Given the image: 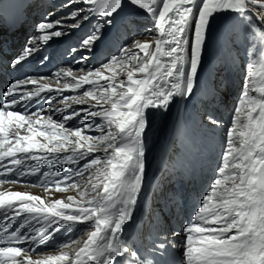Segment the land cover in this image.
<instances>
[{
  "label": "snow or ice",
  "instance_id": "snow-or-ice-1",
  "mask_svg": "<svg viewBox=\"0 0 264 264\" xmlns=\"http://www.w3.org/2000/svg\"><path fill=\"white\" fill-rule=\"evenodd\" d=\"M77 4L67 16L56 21L46 17L36 29L39 40L47 42L69 34L57 28L65 20L71 19L67 27L76 29L82 21L97 18L94 30L71 49L79 53L72 61L80 65L79 74L71 67L60 68L55 90L51 83L41 82L46 78L15 81L0 98V264H169L170 250L175 249L181 252V264H264V0ZM62 7H72V0ZM126 8L150 18L151 26L139 33L144 39L134 35L116 55L88 64L106 29ZM249 11L259 13V24ZM218 16L234 20L243 30L245 87L233 107L214 180L194 212V222L171 233L172 239L165 236L156 242L148 259L127 244L124 230L143 192L150 118L165 116L172 104H186L196 94L209 29ZM234 46V39L223 38L222 51L230 55ZM34 51L25 45L13 66ZM62 77L70 79L61 84ZM22 85L35 87L21 90ZM66 91L77 94L65 96ZM208 91L214 98L215 88ZM57 97L63 107L31 110V101L48 103ZM44 111L61 113L62 119L42 115ZM70 121L79 126H69ZM207 121L205 126L220 125L211 115ZM177 135L188 139L185 129H177ZM58 165L75 167L61 171ZM45 167L49 170L42 171ZM29 176L37 179L27 186L42 188L48 199L5 187ZM70 192L75 195L54 196ZM78 224L87 225L86 238H69L58 245L59 254L33 257L36 248L60 230L71 231Z\"/></svg>",
  "mask_w": 264,
  "mask_h": 264
},
{
  "label": "bare ground",
  "instance_id": "bare-ground-1",
  "mask_svg": "<svg viewBox=\"0 0 264 264\" xmlns=\"http://www.w3.org/2000/svg\"><path fill=\"white\" fill-rule=\"evenodd\" d=\"M60 1L61 0H52V2L48 0H0V26H3V24H7V26L4 27V32L6 31L5 29L12 30L15 25L20 24L22 18H26V20L23 21L22 24L28 23L29 20V24H31L26 30H24L22 26L16 32L12 30L13 32H9L7 38H3L4 45L0 44V97H2L3 93H5L7 90L5 84V82L7 81L13 83L15 81H20L29 77L36 79L46 78L41 82L51 83L53 89H56L57 83L55 82V73L60 68L71 67L74 72L79 74L80 68L77 69L78 64L77 66L72 67L74 63H72L73 59L72 57H70V55L75 57V55H79V53L74 55L73 53H71L68 57H66V59H62L60 58L61 52L58 50L57 53L52 56V51L48 50V48L45 46L52 42H55V38L57 37H51L47 42L39 40V36L41 35V33L37 32L36 26L43 21H38L34 24L31 19V16L34 14H40V16H42L43 13L45 14L46 10L44 12V9H47L49 7H47L44 3H46L47 5L48 3L55 4L56 6L54 9L48 10L47 15L50 12L52 13L51 16L48 15L50 17L48 21H56L61 17L67 16L64 11L62 12V8L57 6L58 2ZM53 13H55L54 16ZM71 23H73L71 19L65 20L61 25H58L57 28L59 29L60 27L67 29L69 28L67 27V25ZM57 28H54L51 31H55V29L57 30ZM76 29H72V31ZM82 29H84L83 26L79 28V30ZM27 32L30 33L29 40L27 42H24V44L22 43L23 45L19 48H17V46H12L15 47L12 49L13 53H9V51L11 50L10 45L15 42L17 38L19 40L26 38ZM2 35L3 32L0 34V36ZM33 36L37 38L34 42H32L31 40ZM62 39H64V37ZM6 40L7 43L5 42ZM71 43L74 42L72 41ZM25 45H29L30 47L35 48V51L20 65H16L18 66V68H20L21 66V69L25 70V72L23 74L15 75L18 72H12L14 67L13 62L18 56L22 55ZM70 48H73V46H71ZM45 57H47V59H44ZM30 60L41 61L39 62V64L42 67V64H49L45 71L32 73L30 70H27L30 68ZM69 79L70 78L62 77L60 83L62 84L64 80ZM234 83L236 82L234 81ZM210 85L211 82L201 78V86L204 87L205 95L200 96V94H198L201 91L198 87L196 89V94L192 96L186 104L183 101L178 104L174 103L171 105L170 110L165 116L162 117L157 114L154 117L150 118V127L148 128L146 135V177L144 181L143 192L141 197L139 198V202L133 214V219L129 222L132 223L133 221L134 224H136L138 228H140V230L134 229L133 231H130L129 229H127L129 223L125 226L124 230V240L127 242V244L141 253V255H147L148 259L152 258L149 253V249L156 242H158L165 236H168L169 239H172L171 233L177 231V228L182 229L186 223L194 222V212L197 210L198 205L201 203L202 196L206 193V191L210 190V184L212 180L211 176L214 175L216 163L220 159V143L223 144L222 141L225 140L224 132L227 124L225 122L227 120V103L226 101H224L221 94H219L220 91H224L225 87H218L217 89L219 92L215 93V98L213 99L212 94H209L208 91V87H210ZM33 87L35 86L22 85L21 90H30ZM84 88L87 87L84 86ZM84 88L79 89L78 91L84 90ZM74 94L77 93H72L71 91L64 92L65 96ZM233 94L234 92L231 93V95ZM51 95H55V91ZM201 97L206 98V104L203 105ZM231 97L232 96H230V98ZM30 104L31 110L33 111L38 108H49L33 106L36 105L33 101H31ZM60 107H63V105L59 103V97H57L53 101V105H51L50 108L55 109ZM73 107L80 108L84 106L74 105ZM68 111H71V109H69ZM49 114H51L56 120L62 119V116L60 115L61 113H57L55 111H52L51 113L48 111H44L42 113V115L45 116ZM202 115H206V118H203L204 116L202 117ZM209 115L214 117L213 119L220 121L219 127L205 126L208 124L207 116ZM202 121L204 126L200 130L201 133H195V130L197 128L196 126H199ZM69 126H79L78 121H70ZM180 128L186 130L188 139L179 137L177 135V129ZM212 131H214V133H211ZM208 134H212L213 137L211 136L210 138H213V140L208 137ZM208 141L210 142V144H207ZM215 144L217 145L215 146ZM97 155L101 154L97 153ZM29 163L34 164L37 162L30 161ZM57 167L60 168L61 171H63L64 168L75 167V165H64L63 167L58 165ZM44 170L49 169L45 167L42 169V171ZM51 170L55 171L56 169ZM163 170L168 174V177L165 178L166 182L170 183L174 179L178 180V190L175 193L165 194V192L162 191L165 182L162 180L164 177H161L160 179V173ZM36 179L37 177L34 176L24 177L21 178V184L12 186L5 185V187H11L13 190L26 191L32 194L42 195L45 196V199H48V197L44 194L42 188L27 186L28 184L34 183ZM25 181L27 183H25ZM154 187H156L154 192L158 193V196L153 197V203L150 204L149 210L141 212L142 207L145 206L150 197L151 189ZM52 191L54 192V189ZM69 194L75 195L74 192H70L55 193L54 196L55 198H64ZM171 201L172 203L182 206L183 208H180L178 209V211H176L174 207L173 210H170V208L172 207L170 205ZM181 209L184 212V216H180L179 212ZM3 220L4 211L0 209V221ZM22 220L23 216L18 218L17 222L13 224V228L18 226V223ZM86 227V224H78L75 225L71 231H68L67 229L60 230L59 233H56L54 235L53 239L49 240L45 245H41L39 248H36V250L32 253L33 257L37 258V254H59L60 248L58 247V245L63 244L65 241L69 240V238H86L84 236V229ZM49 231H51V229H49ZM175 239L177 243H179L181 237L177 236L175 237ZM21 247H27V245H21ZM72 247L77 246L72 245ZM65 251H67V249H65ZM167 259L169 261V264H181L183 258L181 253L179 252V249H175L170 250V254Z\"/></svg>",
  "mask_w": 264,
  "mask_h": 264
},
{
  "label": "rangeland",
  "instance_id": "rangeland-1",
  "mask_svg": "<svg viewBox=\"0 0 264 264\" xmlns=\"http://www.w3.org/2000/svg\"><path fill=\"white\" fill-rule=\"evenodd\" d=\"M48 1L52 2V0H48ZM67 2H68V0H61L57 4L58 7L62 8V12L64 11L66 14H68L69 12L75 11L76 7H78L77 0H72V7H70V8L62 7V5L66 4ZM44 4L49 8L44 9V12H45V10H46V12H45V14L43 13L42 16H40V14L39 15H37V14L32 15L31 16L32 22L37 23L38 21H36V20H39V19H42V21L45 22L46 17H47V20H49L50 17L47 15V12L50 9H54L56 6H55V4H50V3H48V5L46 3H44ZM85 11H87V9H85ZM255 13L259 15V13H257V12H255ZM54 15H55V13H53V16ZM248 16L251 17L252 21H255L257 24H259L249 12H248ZM37 18H39V19H37ZM96 20H97V18L94 17L93 19H91L89 21H82V24L84 23L85 29L79 33H76V34H75V32L77 29L72 31V28L64 29V28L59 27V30L67 32L69 34H67L65 36H61L62 38L64 37V39H62L61 37H58L56 39L61 40L60 41L61 46L63 48L65 46L67 48L69 55H70L71 49H72L70 47L71 46H73V48L79 47L81 40L85 36L89 35L94 30V25L96 24ZM129 22H131V24L133 26L132 28L129 27ZM150 26H151L150 18H148L144 14H137L135 12V10L132 8H126L124 11L121 12V14L119 16L116 17V20L114 21L113 27H111L110 29H106V35H105L104 41L97 46L96 52L92 56V58L88 61V64L98 65L101 60H103L109 56L116 55L118 53L120 47L123 44L129 42L134 35H136V37L138 39L143 40L144 37L139 36V33L141 31H143L146 27H150ZM2 29L3 28H0V34L2 33ZM29 34L30 33L27 32L26 42L29 40ZM243 35H244L243 30L238 23H236L234 20L229 19L225 16H218L213 21V23L209 29L208 42H207V47H206V51H205V62H204V66H203V69L201 72V76L203 75L201 78L211 82L210 87L215 88V93L219 92L217 89L218 87L229 86L232 75H233L234 79L238 78L239 85L238 86L236 85L237 86L236 91H235L236 93L231 95L232 92H230L229 89L227 90V88L224 92L225 97L223 96V90L220 91V93H219V94H221L222 98L224 97V101H226V103H227V108H226L227 120L225 121L227 124H226V129L224 132V139H225V133H226L227 127L230 124V118L232 115L233 107L235 106L238 97L240 96L242 90L245 87L244 73H243V62H244V58L246 56V49H245L244 39L242 38ZM225 36L230 37V38L235 40V46L232 48L230 55H228L226 52L222 51V40ZM14 40H15V38H14ZM72 41L74 43H71ZM17 54H16V56H17ZM74 54H77V53H73V55ZM76 56H78V55H75V57ZM70 57H72V59L74 58V56H71V55H70ZM74 66H77V64H73L72 67H74ZM79 66L80 65L78 64L77 69L80 68ZM55 82H56V80H55ZM201 87L202 86L199 87V90H201V91L199 93L197 91V93L200 94V96L205 95L204 87H202V88ZM82 92H83V90L80 91V93H82ZM215 93H214V95H215ZM229 95L232 97L230 98ZM214 98H215V96H214ZM201 99H202L203 105L206 104V102H205L206 98L201 97ZM60 115L62 116V114H60ZM202 117L206 118V115H202ZM203 126L204 125H202L200 123L199 126H197L195 133H201L200 130L202 129ZM211 133H214V131H212ZM211 136H212V134H208L209 138ZM196 139H197V137H196ZM210 139L213 140V138H210ZM224 141L225 140L222 141L223 144L220 143V146H221L220 151H221L222 147L224 146ZM207 144H210V142L208 141ZM216 145L217 144H215V146ZM166 177H168V174L165 171V172H163V175H162L163 181H165V184H164L165 187H163L162 190L166 193H170V192L175 193L178 190V180L174 179L169 183V182H166V179H165ZM211 179H212L211 180V182H212L214 180V175L211 176ZM175 182H177V183H175ZM167 191H169V192H167ZM180 229L181 228H177V231H180ZM179 252H180V250H179Z\"/></svg>",
  "mask_w": 264,
  "mask_h": 264
}]
</instances>
